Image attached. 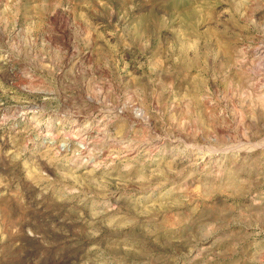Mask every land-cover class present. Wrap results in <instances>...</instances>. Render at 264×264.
<instances>
[{
  "label": "rangeland",
  "instance_id": "obj_1",
  "mask_svg": "<svg viewBox=\"0 0 264 264\" xmlns=\"http://www.w3.org/2000/svg\"><path fill=\"white\" fill-rule=\"evenodd\" d=\"M0 264H264V0H0Z\"/></svg>",
  "mask_w": 264,
  "mask_h": 264
}]
</instances>
